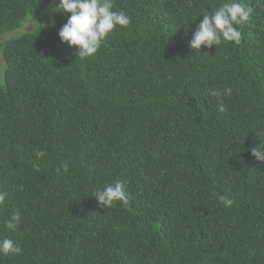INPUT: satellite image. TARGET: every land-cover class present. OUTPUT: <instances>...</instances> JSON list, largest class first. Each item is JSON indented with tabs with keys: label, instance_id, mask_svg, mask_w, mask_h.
Instances as JSON below:
<instances>
[{
	"label": "trees",
	"instance_id": "trees-1",
	"mask_svg": "<svg viewBox=\"0 0 264 264\" xmlns=\"http://www.w3.org/2000/svg\"><path fill=\"white\" fill-rule=\"evenodd\" d=\"M223 2L114 0L130 25L80 59L58 0H0V237L22 248L0 264H264V162L245 151L264 140V0H242L241 44L191 49ZM117 181L128 202L100 208Z\"/></svg>",
	"mask_w": 264,
	"mask_h": 264
},
{
	"label": "clouds",
	"instance_id": "clouds-1",
	"mask_svg": "<svg viewBox=\"0 0 264 264\" xmlns=\"http://www.w3.org/2000/svg\"><path fill=\"white\" fill-rule=\"evenodd\" d=\"M56 7L59 9L58 12L71 14L60 28L58 35L62 43L75 49L74 54L80 59L94 56L116 27L126 28L131 23V17L126 11L114 10V0H58ZM252 12L253 9L245 7L242 0H225L211 11H205L201 15L203 19L189 41L190 48L200 51L202 46L210 49L213 45H221L222 42L241 44L240 29L249 22ZM231 93L230 87L223 90H210V95L218 99L229 97ZM217 107L219 113L226 112L223 99H219ZM260 135H264V131L257 134L258 138ZM260 141L258 146L253 145L245 151H251L257 161L264 162V140L260 139ZM35 155L38 159H42L46 156V152L37 150ZM60 169L67 172L68 162H62L58 170ZM92 196L96 198L100 208H110L117 201L126 204L129 200L125 181H117L115 184L97 188ZM7 198L8 192L0 191V205H3ZM217 200L225 208H231L234 204V200L224 194H218ZM21 218L20 212H14L6 221V227L15 229ZM21 254L22 248L13 239L0 237V255L19 256Z\"/></svg>",
	"mask_w": 264,
	"mask_h": 264
},
{
	"label": "rangeland",
	"instance_id": "rangeland-1",
	"mask_svg": "<svg viewBox=\"0 0 264 264\" xmlns=\"http://www.w3.org/2000/svg\"><path fill=\"white\" fill-rule=\"evenodd\" d=\"M20 32V30L19 31H16L15 33H12V34H17V33H19Z\"/></svg>",
	"mask_w": 264,
	"mask_h": 264
}]
</instances>
